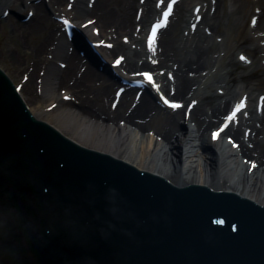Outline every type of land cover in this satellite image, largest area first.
<instances>
[{
    "label": "bare ground",
    "instance_id": "bare-ground-1",
    "mask_svg": "<svg viewBox=\"0 0 264 264\" xmlns=\"http://www.w3.org/2000/svg\"><path fill=\"white\" fill-rule=\"evenodd\" d=\"M120 1L96 0L88 7V0H75L71 14L77 26L94 20L93 26L82 32L95 40L90 32L99 28L100 38L114 43L112 50L100 51L108 56L123 54L125 68L135 73L137 68L152 65L143 46L134 50L129 45L140 44V36L156 10L153 0H146L137 19L133 13L135 0H122L123 8L117 5ZM68 2L0 0L2 14L10 9L20 19L22 11L34 13L26 22L18 20L11 25L6 43L0 45V70L10 71L13 79L27 75L21 94L32 116L80 147L112 156L176 187L203 185L264 207V109L261 115L251 110L250 119L228 130L227 136L239 143L237 151L224 142L213 144L208 134L240 92L247 93L252 103L256 91L264 94L260 84L248 89L235 85L229 60L230 54L239 50L237 56L246 53L255 61L262 59L264 67V0H182L178 5L176 17L162 33L158 65L152 68L174 74V100L198 101L188 121L181 110L166 111L149 95H143L135 108L123 112L131 90L112 110L108 100L119 81L112 79L107 69L99 72L83 64L78 51L62 53L54 44L56 40L66 42L64 34L57 36L60 27L51 29L49 25L53 26L52 17L63 13ZM192 4L202 5V19L190 33L185 27L194 17L190 13ZM250 16L260 21V27L258 24L247 31L245 24ZM3 21L6 19L0 17V27ZM36 33L41 38L33 44L31 38ZM124 36L129 37V45L122 43ZM216 37L223 42L219 43ZM58 63H64L65 68ZM220 70L225 71L223 76ZM161 81L165 89L169 83L163 77ZM215 85L224 90V95L211 93L210 88ZM64 96L70 97L69 101ZM246 130H250L249 138L245 137ZM175 144L182 147L178 159L171 156ZM244 159L257 167L252 170Z\"/></svg>",
    "mask_w": 264,
    "mask_h": 264
},
{
    "label": "water",
    "instance_id": "water-1",
    "mask_svg": "<svg viewBox=\"0 0 264 264\" xmlns=\"http://www.w3.org/2000/svg\"><path fill=\"white\" fill-rule=\"evenodd\" d=\"M0 264H264V208L70 143L0 71Z\"/></svg>",
    "mask_w": 264,
    "mask_h": 264
},
{
    "label": "rangeland",
    "instance_id": "rangeland-1",
    "mask_svg": "<svg viewBox=\"0 0 264 264\" xmlns=\"http://www.w3.org/2000/svg\"><path fill=\"white\" fill-rule=\"evenodd\" d=\"M138 2H139V0H135V3H134V7H133V12L135 11V9L138 7L137 5H138ZM65 5V4H64ZM117 5L118 6H120L121 8H123V2H122V0L119 2V3H117ZM27 11L25 10V11H22V17L24 18V17H26V15H27ZM0 14H2V13H0ZM176 17V16H175ZM18 20H20V19H17V16H15V15H13V14H11L7 19H6V21H3L2 22V24H1V27H0V45H2V44H5L6 43V38H7V35L10 33V28H11V25H13V24H16V21H18ZM49 27L51 28V29H55L56 27H57V23L54 21V24H53V26H50L49 25ZM247 28V27H246ZM40 38H41V36H40V34H38V33H36V34H34L33 35V37L31 38V41L33 42V44H37L39 41H40ZM8 43V42H7ZM238 51V50H237ZM237 51H233L232 53H231V55H230V57H229V60H231L232 61V66H231V68H232V70H234L233 71V75H232V79H234L235 80V85H238V86H243V87H246V89H248V88H252V87H254L256 84H258V83H260V87L263 89V91H264V71H261L260 69V67H257V65H259L260 66V64H256V65H254L253 67H250V68H248V69H245V68H241V66L238 64V62H237V60H236V53H237ZM255 71V73H256V76H257V78L259 79L258 81H255V80H253V81H251L250 79H248V78H245V80L244 81H242L241 79H239V77L240 76H243V75H245V76H243V77H246L248 74H251V73H253ZM7 75H8V77L14 82V83H19V81H21L20 79H21V77L19 76V77H17V78H14L13 79V77L11 76V72L9 71L8 73H6ZM116 87V86H115ZM216 87L217 86H215V87H213V88H211L210 90H211V93H213V94H215V93H217V90H216ZM114 89L115 88H113L112 89V91H111V94H112V92L114 91ZM127 106H128V103H127ZM123 110V112L126 110V108H123L122 109ZM182 114H183V112H182ZM171 156L172 157H174L175 159H178L179 157H180V154H182V147H181V145H178V144H175L172 148H171Z\"/></svg>",
    "mask_w": 264,
    "mask_h": 264
},
{
    "label": "snow or ice",
    "instance_id": "snow-or-ice-1",
    "mask_svg": "<svg viewBox=\"0 0 264 264\" xmlns=\"http://www.w3.org/2000/svg\"><path fill=\"white\" fill-rule=\"evenodd\" d=\"M160 6L164 9L163 11V17L162 19L158 20L156 22V24L154 25L150 37H149V47H153L156 45L157 43V39H158V31L159 29H161L162 27L166 26L168 23V18L169 15L173 12V5L176 3V0H170L169 3L166 4L165 0H159ZM66 23H71L70 21L66 20ZM89 23H92V21H89ZM99 31V30H97ZM124 58L121 57L120 59L117 60V65H119L121 63V61ZM246 59V57H245ZM144 77H147L148 81L150 82L151 85H154L156 87V89L159 91L160 89V85L156 83V81L153 79V73L151 72H144L142 74ZM138 83H143V80H139ZM162 94V93H161ZM172 107L174 108H179L181 105L178 103H173L171 100L167 101ZM245 105L243 103L238 104L235 108V110L231 111L230 114L225 116V120L223 122V127L222 128H218L216 132L213 133V135L215 137H219L220 134L222 132H224L228 127H229V123H231L232 121H234L237 118V114L241 112V110L243 109ZM219 223H224L223 220L218 221Z\"/></svg>",
    "mask_w": 264,
    "mask_h": 264
}]
</instances>
